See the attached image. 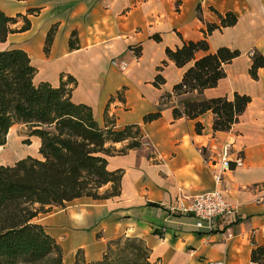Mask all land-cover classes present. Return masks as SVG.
I'll return each mask as SVG.
<instances>
[{
    "label": "crops",
    "instance_id": "1",
    "mask_svg": "<svg viewBox=\"0 0 264 264\" xmlns=\"http://www.w3.org/2000/svg\"><path fill=\"white\" fill-rule=\"evenodd\" d=\"M210 7L235 13L237 21L207 36L209 51L226 45L241 55L225 66L226 75L215 87L201 94H175L172 87L185 68L169 60L165 48L177 46L180 37L201 39L205 22L218 24ZM30 8L37 11L27 13ZM0 9L8 16L25 14L30 21L28 29L9 33L0 50L26 51L36 67L35 83L58 86L61 74L71 75L76 80L71 99L88 104L101 126L107 109L117 128L140 124L150 144L107 157L110 170H123L116 198L79 197L32 219L61 246V264H72L78 249L86 261H98L107 242L120 235L141 238L156 264H250L252 242L264 244V67L256 80L248 74L253 48L264 54V0H0ZM72 31L77 36L74 49L69 47ZM113 59L127 61L128 68L113 66ZM157 74L164 81L155 86ZM234 91L249 94L251 101L228 131H213L210 111L194 119L172 115V108H182L187 98L231 97ZM156 110L157 119L142 121ZM196 122L202 125L199 132ZM31 138L38 150L39 138ZM226 143L231 160L236 154L243 157L241 166L230 163L219 186L238 205L231 237L225 231L199 230L191 215L170 209L183 195L218 188L213 161ZM125 144L113 145L118 149Z\"/></svg>",
    "mask_w": 264,
    "mask_h": 264
},
{
    "label": "trees",
    "instance_id": "2",
    "mask_svg": "<svg viewBox=\"0 0 264 264\" xmlns=\"http://www.w3.org/2000/svg\"><path fill=\"white\" fill-rule=\"evenodd\" d=\"M19 1V0H18ZM219 23L205 22L203 37L184 40L174 48L166 47L165 54L177 67H184L181 80L173 85L175 94L196 92L215 87L225 77V66L241 55L238 48L220 45L209 51L207 36L215 29L232 26L237 16L231 11L220 13L210 7ZM37 10L30 8L27 13ZM21 20L22 24L16 25ZM16 25V26H13ZM30 26L25 14L8 16L0 9V42L9 33L24 31ZM55 26L47 32L44 51H47ZM159 39L158 36L155 37ZM69 47H77L76 32L72 31ZM264 67V54L256 48L250 52L248 74L258 79V69ZM36 67L21 48L0 50V146L6 142L10 127L15 123L27 128L26 144L30 137L39 138L38 155H27L12 164H0V264H15L19 260L39 261L53 257L61 264V246L44 229L32 221L53 207H65L79 198L114 199L120 195L122 169L110 170L107 157L124 154L129 149L142 148L144 135L140 124L129 123L120 128L115 119L104 111V125L95 119L92 108L71 99L76 80L61 74L58 86L47 81L35 83ZM65 77V78H64ZM164 79L157 74L155 86ZM169 97V94H165ZM116 97L123 100L122 92ZM114 97H110V101ZM247 93L234 91L231 97L214 96L187 98L182 108L173 107L174 118L194 119L205 112L213 114V131H228L237 123L250 103ZM160 110L143 115L144 123L157 119ZM196 122V131L201 130ZM125 141L121 148L114 143ZM72 264H156L151 250L141 238L124 235L110 239L98 261H86L78 249ZM250 264H264V244L252 242Z\"/></svg>",
    "mask_w": 264,
    "mask_h": 264
},
{
    "label": "built area",
    "instance_id": "3",
    "mask_svg": "<svg viewBox=\"0 0 264 264\" xmlns=\"http://www.w3.org/2000/svg\"><path fill=\"white\" fill-rule=\"evenodd\" d=\"M111 63L121 70H126L128 68V62L125 60L113 59ZM149 145L148 140L143 138L142 146L147 148ZM229 150L230 144H224L218 159H214L213 161V180L218 188L192 197L183 195L170 204V209L191 215L195 220V228L199 230L207 232L225 231L226 235L231 237L232 233L229 227L232 219L237 214L238 205L228 200L224 194L223 188L219 186L222 185L224 173L231 169L230 163L233 162L235 166H241L243 157L241 154H236L234 159L231 160L229 158ZM182 199H187V202H183ZM208 264H225V261H211L208 262Z\"/></svg>",
    "mask_w": 264,
    "mask_h": 264
},
{
    "label": "rangeland",
    "instance_id": "4",
    "mask_svg": "<svg viewBox=\"0 0 264 264\" xmlns=\"http://www.w3.org/2000/svg\"><path fill=\"white\" fill-rule=\"evenodd\" d=\"M27 137V128L23 124H13L6 136L5 144L0 146V164H12L27 155L39 156L31 137L29 144L24 142ZM15 264H53V257L49 256L39 261L19 260Z\"/></svg>",
    "mask_w": 264,
    "mask_h": 264
}]
</instances>
